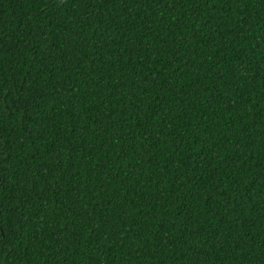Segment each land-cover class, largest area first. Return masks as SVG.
Returning <instances> with one entry per match:
<instances>
[{
	"label": "trees",
	"instance_id": "obj_1",
	"mask_svg": "<svg viewBox=\"0 0 264 264\" xmlns=\"http://www.w3.org/2000/svg\"><path fill=\"white\" fill-rule=\"evenodd\" d=\"M0 264H264V0H0Z\"/></svg>",
	"mask_w": 264,
	"mask_h": 264
},
{
	"label": "snow or ice",
	"instance_id": "obj_2",
	"mask_svg": "<svg viewBox=\"0 0 264 264\" xmlns=\"http://www.w3.org/2000/svg\"><path fill=\"white\" fill-rule=\"evenodd\" d=\"M0 183H2V181H0Z\"/></svg>",
	"mask_w": 264,
	"mask_h": 264
}]
</instances>
